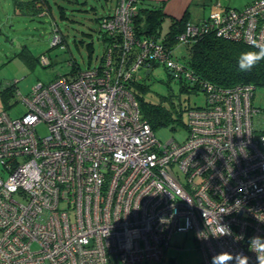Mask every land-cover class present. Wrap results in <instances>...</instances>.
<instances>
[{
  "label": "built area",
  "instance_id": "2783aa9c",
  "mask_svg": "<svg viewBox=\"0 0 264 264\" xmlns=\"http://www.w3.org/2000/svg\"><path fill=\"white\" fill-rule=\"evenodd\" d=\"M141 1L116 0L102 20L122 34L117 54L108 48L95 65L16 92L18 117L0 112V264H166L171 237L188 232L202 264L224 251L257 264L249 244H264V112L252 105L255 87L196 79L205 104L187 110L186 138L157 140L131 91L137 71L153 60L194 79L175 46L133 39ZM207 31L264 44V0L217 5L185 23L178 44ZM221 226L230 235L219 237Z\"/></svg>",
  "mask_w": 264,
  "mask_h": 264
},
{
  "label": "rangeland",
  "instance_id": "374dc122",
  "mask_svg": "<svg viewBox=\"0 0 264 264\" xmlns=\"http://www.w3.org/2000/svg\"><path fill=\"white\" fill-rule=\"evenodd\" d=\"M17 1L29 0H0V91L9 88L5 101L0 96V112L6 111L12 118L24 112L23 105L16 99V92L29 94L38 82L47 83L56 73H67L71 62L85 69L87 64L92 66L99 61L104 46L96 18L106 15L116 6V0H48V13L28 15L31 10ZM249 1L227 0V3L224 0L223 4L227 6H222L241 9ZM200 9L192 5L190 17L199 15ZM61 12L63 17H60ZM54 23L65 40L62 49L59 46L51 47ZM168 23L169 20L165 18L160 34L166 32ZM87 43L91 44V49ZM188 54L186 45H178L174 49V55L180 62L186 61ZM42 57H45L44 60ZM167 78L164 67L155 66L145 81L148 88L145 100L158 103L160 96H167L170 92L187 107L205 104V96L200 90L180 92L176 81L171 80L169 88ZM253 93L252 105L264 112V87L257 86ZM187 120V111H183L180 125L175 128L162 126L154 130L156 139L161 143L171 139L183 142ZM169 260L171 264H202L192 232L177 233L171 237L170 247L165 252V262Z\"/></svg>",
  "mask_w": 264,
  "mask_h": 264
},
{
  "label": "trees",
  "instance_id": "16d2710c",
  "mask_svg": "<svg viewBox=\"0 0 264 264\" xmlns=\"http://www.w3.org/2000/svg\"><path fill=\"white\" fill-rule=\"evenodd\" d=\"M141 1L138 4V12L135 17H133L131 24V33L133 34V39L135 41L142 42L146 40L147 42H156L159 44H164L166 48H171L178 45L188 46V59L186 61L180 62L183 64V68L191 72V76L194 81L186 80L182 74L174 71L173 68L168 66L165 62L158 63L157 61L149 60V64H142L140 72L138 74H143L140 81H133L131 91L134 94L135 99L138 102L139 110L142 117L150 124L153 130L160 127L175 128V126L180 125L182 112L187 111L191 107L182 105V102L178 99L179 97L168 92L167 96H160L158 103H152L145 100L144 95L148 92L147 85L145 83L146 79L151 74V71L155 66L162 65L166 71L167 79L166 82L170 88L169 82L176 81L180 92H189L190 90H200L196 79L201 81L210 82L216 86L221 87H231L244 84L253 85L255 88L257 86L264 87V61H260L259 64L249 72L238 71L237 61L240 54L246 51H257V48L245 45L240 42H234L224 38H218L212 31H207L205 33H198L194 38H190L185 43L178 44L177 37L182 33L184 25L186 22H191L198 24L203 18L198 21L190 20L187 14H183L181 18H170V22L166 32L162 35L160 34V27L165 18L163 9L159 5L153 6H143ZM18 4L24 5L27 9H30L28 15L38 14L45 9L49 10L48 0H29L27 2L17 1ZM186 13V12H185ZM109 16V14L103 15L96 18L98 21L100 29V38L102 41L103 53L99 60L103 57V54L108 48L112 49L113 55L117 54L113 45L119 50V46L123 43V37L121 33L114 31H109L102 28L100 25L104 17ZM62 16V12L61 15ZM52 37L57 34L60 38V42L57 45H52L51 47L59 46L60 49L64 48L63 44L65 42L59 27L54 23L52 28ZM154 39V40H153ZM87 47L91 49V44L87 43ZM171 56L175 59L177 57L174 55V50L171 51ZM178 60V59H177ZM99 62V61H98ZM130 63V62H129ZM69 70L72 69V73L82 70L78 67V64L70 63ZM86 67H90L87 64ZM126 68V65H125ZM151 70L147 72V70ZM9 88H5L0 91V96L2 100H6V91ZM205 96V95H204ZM178 100V104H176Z\"/></svg>",
  "mask_w": 264,
  "mask_h": 264
},
{
  "label": "clouds",
  "instance_id": "9594fccd",
  "mask_svg": "<svg viewBox=\"0 0 264 264\" xmlns=\"http://www.w3.org/2000/svg\"><path fill=\"white\" fill-rule=\"evenodd\" d=\"M257 51H246L240 54L237 61L238 71L249 72L253 70L260 61H264V44L254 45ZM227 229V231H225ZM220 236L230 235V229L227 226H221ZM217 237V238H219ZM261 237H252L249 248L256 253L257 264H264V244L258 243ZM249 264V258L242 253H230L227 251L215 254L212 257L211 264Z\"/></svg>",
  "mask_w": 264,
  "mask_h": 264
},
{
  "label": "crops",
  "instance_id": "0c3cea01",
  "mask_svg": "<svg viewBox=\"0 0 264 264\" xmlns=\"http://www.w3.org/2000/svg\"><path fill=\"white\" fill-rule=\"evenodd\" d=\"M226 2H227V0H226ZM223 3H224V0H145L143 2V6H145V5H147V6H153V5L161 6L164 14L166 15L165 18L167 20H169V22H170V18L178 19V18H181L183 16V14H187V17L190 20H193V21L197 20L198 21L201 18H207L209 16V14L215 9V7L217 5L222 6V5H224ZM192 5L195 6V8L201 7V9H200L201 15L196 14L192 18L190 17L189 14H190V9H191ZM224 6H227V5H224ZM112 12H113V10L109 11L107 14H110ZM23 14H26V12H24ZM165 18H164V20H165ZM168 25H169V23H168ZM166 263L171 264V260H169Z\"/></svg>",
  "mask_w": 264,
  "mask_h": 264
},
{
  "label": "flooded vegetation",
  "instance_id": "af4514ba",
  "mask_svg": "<svg viewBox=\"0 0 264 264\" xmlns=\"http://www.w3.org/2000/svg\"><path fill=\"white\" fill-rule=\"evenodd\" d=\"M41 13H48V11L45 9V10H44V11H42ZM41 13H40V14H41Z\"/></svg>",
  "mask_w": 264,
  "mask_h": 264
}]
</instances>
